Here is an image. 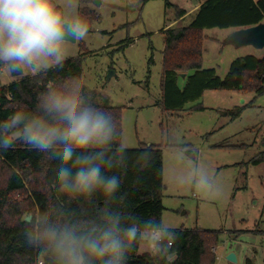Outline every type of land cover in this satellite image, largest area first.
Returning a JSON list of instances; mask_svg holds the SVG:
<instances>
[{
	"label": "rangeland",
	"instance_id": "374dc122",
	"mask_svg": "<svg viewBox=\"0 0 264 264\" xmlns=\"http://www.w3.org/2000/svg\"><path fill=\"white\" fill-rule=\"evenodd\" d=\"M168 1L184 10L196 2ZM96 2L101 4V0H79L89 32L85 39L67 45L65 61L83 57L81 82L96 106L122 108L121 128L129 150L145 144L160 147L161 221L171 230L218 232L212 249L215 264H230L226 261L230 253L235 254L236 264H245V257L252 264H264V94L207 91L180 111H162L158 106L162 98L161 31L170 28L174 8H166L164 0H113L103 9ZM191 20L187 16L183 25ZM232 32L203 31L202 67L214 69L220 78L233 60L248 55L259 59L264 53L251 46L224 44ZM109 71L114 75L107 80ZM32 76L24 69L13 78L0 65V88ZM184 78L178 80L180 88ZM237 109L241 114L233 119ZM259 155L262 161L252 164ZM195 165L214 178L211 193H200L190 183L178 186L173 182ZM146 253L140 246L138 255Z\"/></svg>",
	"mask_w": 264,
	"mask_h": 264
},
{
	"label": "clouds",
	"instance_id": "9594fccd",
	"mask_svg": "<svg viewBox=\"0 0 264 264\" xmlns=\"http://www.w3.org/2000/svg\"><path fill=\"white\" fill-rule=\"evenodd\" d=\"M112 2L101 0L99 7ZM88 32L79 0H0V65L45 76L63 68L67 45ZM17 143L58 161L49 206L23 217L24 243L39 264H127L136 245L170 264L176 234L155 217L125 211L127 193L117 195L122 180L113 174H126L130 159L139 171L151 168L156 150L145 144L130 157L118 117L96 106L77 77L49 80L34 111L18 108L0 120V149ZM213 179L195 165L173 182L205 194L212 192ZM97 193L103 206L93 203ZM73 202L79 210L70 207ZM85 205L95 208L94 215Z\"/></svg>",
	"mask_w": 264,
	"mask_h": 264
},
{
	"label": "trees",
	"instance_id": "16d2710c",
	"mask_svg": "<svg viewBox=\"0 0 264 264\" xmlns=\"http://www.w3.org/2000/svg\"><path fill=\"white\" fill-rule=\"evenodd\" d=\"M146 0H139L142 3ZM166 8H174V25L161 31L164 39L161 62V101L158 106L164 112H176L187 103L199 100L207 91H242L264 94V56H244L233 60L223 78L214 69L202 67L203 31L239 30L264 23V0H196L197 8L188 26L182 23L186 12L164 0ZM82 11L79 12L81 14ZM81 49V48H80ZM83 57L68 59L62 69L53 68L45 76L22 78L0 88V120L8 118L15 110L22 108L34 111L37 97L49 80L61 82L68 77H77L81 81V63ZM152 60L149 61L151 63ZM185 75L184 86H178L180 75ZM104 108L120 121L122 108L98 106ZM202 110V108L200 109ZM241 110L233 113V119L239 117ZM122 129V128H121ZM129 150L134 156L142 148ZM155 160L151 168L142 171L133 167L129 160L128 169H114L113 174L120 176L122 184L117 195L127 193L125 211L143 219L155 217L161 221L162 205V151L153 146ZM262 155L250 162L259 164ZM58 161L51 160L44 153L29 150L17 143L14 148L0 149V264H36L38 255L24 243L22 235L23 217L28 212L43 210L49 206L55 193V171ZM137 180L139 182H137ZM61 199H65L62 197ZM93 203L103 206L99 193ZM71 208L79 210L80 205L73 202ZM89 214L95 213L92 205H85ZM176 240L172 246L170 264H215L212 251L217 244L219 233L204 230H172ZM139 245L129 254L127 264H166L163 258L149 254L136 255ZM245 264H252L246 260Z\"/></svg>",
	"mask_w": 264,
	"mask_h": 264
},
{
	"label": "water",
	"instance_id": "95a60500",
	"mask_svg": "<svg viewBox=\"0 0 264 264\" xmlns=\"http://www.w3.org/2000/svg\"><path fill=\"white\" fill-rule=\"evenodd\" d=\"M96 3L97 5H99L98 2ZM75 42H72V44H74ZM224 44L232 45L235 48L242 46H251L252 48L257 50L264 49V23L246 29L233 31L229 36L226 37V39L224 40ZM9 73L13 78H17L22 75L21 72H18L16 70H9ZM113 75L114 73L109 71L107 73L106 79L110 80ZM180 77L184 78V75H180ZM226 261L230 264H236L237 259L235 254L230 253L229 255H227Z\"/></svg>",
	"mask_w": 264,
	"mask_h": 264
},
{
	"label": "crops",
	"instance_id": "0c3cea01",
	"mask_svg": "<svg viewBox=\"0 0 264 264\" xmlns=\"http://www.w3.org/2000/svg\"><path fill=\"white\" fill-rule=\"evenodd\" d=\"M253 1H258V0H253ZM199 7V4H198V2H195L191 7H190V9L189 10H184L185 12H186V14H185V16L183 17V20H182V23H184V21H185V19H186V17L187 16H191L192 18H193V16H194V14H195V12H196V10H197V8ZM173 24H174V21H172V23L171 24H169L168 25V27H171V26H173ZM189 25V24H188ZM188 25H186V26H188ZM185 26V27H186ZM167 27V26H166ZM166 27L164 28V29H166ZM233 31H235V30H233ZM215 41V40H214ZM264 56V53L261 55V58ZM261 58H259V59H261ZM181 78V77H180ZM9 85V84H8ZM252 235V234H251ZM139 247L140 246H138V249H137V252H136V255H138V251H139ZM214 252V251H213ZM146 254H149V253H146ZM143 255H145V254H143ZM150 255V254H149ZM138 256H141V255H138ZM172 259H173V256H172ZM247 259H246V257H245V261H246Z\"/></svg>",
	"mask_w": 264,
	"mask_h": 264
},
{
	"label": "built area",
	"instance_id": "2783aa9c",
	"mask_svg": "<svg viewBox=\"0 0 264 264\" xmlns=\"http://www.w3.org/2000/svg\"><path fill=\"white\" fill-rule=\"evenodd\" d=\"M36 264H39V260H38V262Z\"/></svg>",
	"mask_w": 264,
	"mask_h": 264
}]
</instances>
